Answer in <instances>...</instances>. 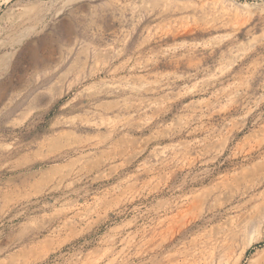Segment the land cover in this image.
<instances>
[{
	"label": "rangeland",
	"instance_id": "1",
	"mask_svg": "<svg viewBox=\"0 0 264 264\" xmlns=\"http://www.w3.org/2000/svg\"><path fill=\"white\" fill-rule=\"evenodd\" d=\"M0 264H264V0H0Z\"/></svg>",
	"mask_w": 264,
	"mask_h": 264
}]
</instances>
